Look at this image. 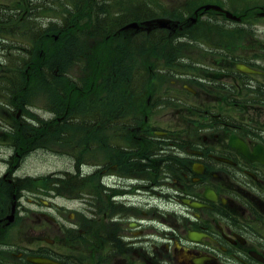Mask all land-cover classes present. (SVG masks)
Masks as SVG:
<instances>
[{
    "label": "flooded vegetation",
    "instance_id": "af4514ba",
    "mask_svg": "<svg viewBox=\"0 0 264 264\" xmlns=\"http://www.w3.org/2000/svg\"><path fill=\"white\" fill-rule=\"evenodd\" d=\"M161 5L0 0V264H264V0Z\"/></svg>",
    "mask_w": 264,
    "mask_h": 264
},
{
    "label": "rangeland",
    "instance_id": "374dc122",
    "mask_svg": "<svg viewBox=\"0 0 264 264\" xmlns=\"http://www.w3.org/2000/svg\"><path fill=\"white\" fill-rule=\"evenodd\" d=\"M151 3H152V12H158V13H160L161 12V4H162V0H151ZM91 63V65H92V67L91 68H89V69H87L86 70V72H91L90 74H88V76H87V79L86 80H88V81H90V80H95V72H96V67H95V64L93 63V62H90ZM103 67L106 65L107 66V64H101ZM104 69H106V68H102V70H104ZM97 80V79H96ZM95 80V81H96ZM94 84H96V82L94 83ZM93 84V85H94ZM90 86V83H88L87 84V87H89ZM95 86V85H94ZM45 102V99L43 98L42 100H40V103H44ZM36 107V106H35ZM51 163H52V161H45V160H40V159H30L29 161H28V164H27V167L29 168V169H36L37 171H40V170H45L46 168H48L50 165H51ZM39 167V168H41L40 170L39 169H37L36 167Z\"/></svg>",
    "mask_w": 264,
    "mask_h": 264
},
{
    "label": "water",
    "instance_id": "95a60500",
    "mask_svg": "<svg viewBox=\"0 0 264 264\" xmlns=\"http://www.w3.org/2000/svg\"><path fill=\"white\" fill-rule=\"evenodd\" d=\"M159 22V25L162 26V19H156Z\"/></svg>",
    "mask_w": 264,
    "mask_h": 264
},
{
    "label": "bare ground",
    "instance_id": "6f19581e",
    "mask_svg": "<svg viewBox=\"0 0 264 264\" xmlns=\"http://www.w3.org/2000/svg\"><path fill=\"white\" fill-rule=\"evenodd\" d=\"M28 98V97H27ZM24 100V99H23ZM24 102V101H23ZM71 121V120H70Z\"/></svg>",
    "mask_w": 264,
    "mask_h": 264
}]
</instances>
